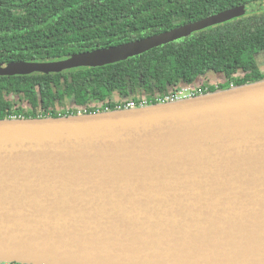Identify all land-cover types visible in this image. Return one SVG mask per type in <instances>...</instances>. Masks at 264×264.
<instances>
[{"label": "water", "instance_id": "95a60500", "mask_svg": "<svg viewBox=\"0 0 264 264\" xmlns=\"http://www.w3.org/2000/svg\"><path fill=\"white\" fill-rule=\"evenodd\" d=\"M264 0L0 76L124 61ZM0 262L264 264V81L175 102L0 120Z\"/></svg>", "mask_w": 264, "mask_h": 264}, {"label": "trees", "instance_id": "16d2710c", "mask_svg": "<svg viewBox=\"0 0 264 264\" xmlns=\"http://www.w3.org/2000/svg\"><path fill=\"white\" fill-rule=\"evenodd\" d=\"M256 1L261 0H0V63L60 61L168 33ZM262 55L264 11L101 67L0 76V120L114 111L143 98L155 105L184 87L211 94L245 86L264 81L257 61ZM207 73L222 81L197 85Z\"/></svg>", "mask_w": 264, "mask_h": 264}, {"label": "built area", "instance_id": "2783aa9c", "mask_svg": "<svg viewBox=\"0 0 264 264\" xmlns=\"http://www.w3.org/2000/svg\"><path fill=\"white\" fill-rule=\"evenodd\" d=\"M198 87H191V88H180L178 91L169 93L168 95L161 97L158 99L157 104L162 103H168V102H175L183 99H189L193 98L199 95H203L200 93ZM148 102L146 99L143 98V101L137 102V101H129L125 103L123 106H117L115 110H128V109H135L139 107H145L148 106ZM81 112H78L77 115H81ZM0 264H18V263H12V262H0Z\"/></svg>", "mask_w": 264, "mask_h": 264}, {"label": "rangeland", "instance_id": "374dc122", "mask_svg": "<svg viewBox=\"0 0 264 264\" xmlns=\"http://www.w3.org/2000/svg\"><path fill=\"white\" fill-rule=\"evenodd\" d=\"M262 11H264V10H262ZM262 11H259V10H257V9H255V7L254 6H251V7H247L246 9H244V14L242 15V16H246V15H251V14H256V13H259V12H262ZM242 16H240V17H242ZM240 17H237V18H240ZM233 19H235V18H233ZM204 30V29H203ZM185 37V36H184ZM160 45H162V43H159L158 45H156L155 47H157V46H160ZM152 48H154V47H152ZM152 48H150V49H152ZM149 49V50H150ZM148 51V50H147ZM144 52H146V51H144ZM144 52H142V53H144ZM141 54V53H140ZM257 61H258V63H259V66L262 68V69H264V55H262V56H258L257 57ZM45 63V62H44ZM117 63V62H116ZM113 64V63H112ZM84 68H86V67H84ZM20 76V75H19ZM218 78V79H217ZM219 79H221V81H222V78H221V75L220 76H216L215 74H212V73H207L206 74V77H200L198 80H197V85H201V83L202 82H208V83H210V84H215V83H217L218 82V80ZM183 87V86H182ZM10 99H12V98H10ZM66 108L67 109H71L72 108V103L70 102V103H68L67 105H66ZM66 109V110H67Z\"/></svg>", "mask_w": 264, "mask_h": 264}]
</instances>
